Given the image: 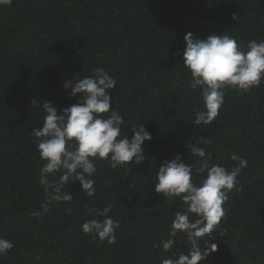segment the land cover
Listing matches in <instances>:
<instances>
[{
	"label": "trees",
	"instance_id": "1",
	"mask_svg": "<svg viewBox=\"0 0 264 264\" xmlns=\"http://www.w3.org/2000/svg\"><path fill=\"white\" fill-rule=\"evenodd\" d=\"M188 32L200 39L227 32L243 45L264 40V0H12L0 6V237L14 244L0 264H161L176 258L173 253L186 254L190 241L183 233L168 252L159 246L183 202L156 193L154 183L162 162L177 155L199 183L203 160L187 144L200 137L211 141L202 145L210 164L230 167L233 154L248 161L237 177L243 190L229 193L225 216L203 238L217 249L201 264H264V82L248 92L225 89L213 123L193 125L194 113L205 109L182 64ZM97 67L117 80L110 104L124 116L122 132L130 139L131 126L142 123L151 134L142 145L145 161L113 169L97 160L93 197L71 182L65 190L74 199L37 218L32 213L46 201L38 182L44 161L32 129L42 127L43 102L58 112L77 102L79 94L70 98L71 87L64 89L66 80L74 86L72 78ZM108 205L107 215L119 221L113 244L81 231L86 220L103 219Z\"/></svg>",
	"mask_w": 264,
	"mask_h": 264
},
{
	"label": "clouds",
	"instance_id": "2",
	"mask_svg": "<svg viewBox=\"0 0 264 264\" xmlns=\"http://www.w3.org/2000/svg\"><path fill=\"white\" fill-rule=\"evenodd\" d=\"M11 3L12 0H0V6ZM232 19H237L235 14ZM183 41L182 64L191 76L189 87L192 91L199 89L205 109L194 113L193 125L213 123L225 103V89L248 92L264 82V40H250L243 45L227 32L211 34L205 39L194 38L193 33L188 32ZM72 79L76 80L74 86L72 80H66L63 87H71L70 98L79 94L77 102L59 112L51 101L43 102L45 116L42 127L33 128L31 132L38 140L36 151L39 158L44 161L38 182L46 201L39 211L32 213L37 218L47 214L51 205L67 204L74 199L65 190V185L71 182L78 181L84 194L93 197L96 193L93 176L97 171V160H107L113 169L128 167V162L143 163L145 153L142 145L152 139L142 123L131 126L130 139L127 133L122 132L124 116L110 104V90L116 88L117 80L107 71L97 67L83 79ZM100 113L108 115L101 117ZM210 143L206 137H200L195 143L187 144L189 153L203 160L196 169L197 173L203 174L199 183L193 181L192 165L182 162L180 155L171 161H163L155 176L156 193L167 199L176 197L183 202V210L174 214L168 238L159 246L168 252L178 232L190 241L186 254L173 253L176 258H165L161 264L205 262L209 254L216 251L217 245L208 244L203 238H211L225 216L226 209L222 205L229 200V193L233 189L236 192L243 190L237 177L247 168V159L233 154L230 160L234 163L230 167L210 164L211 154H206L205 147H202ZM206 155L208 159H205ZM110 211L111 205H108L101 213L103 219L86 220L81 231L91 234L101 243H115L119 221L107 215ZM193 216L197 218L191 219ZM13 247L11 240L0 237V257Z\"/></svg>",
	"mask_w": 264,
	"mask_h": 264
}]
</instances>
